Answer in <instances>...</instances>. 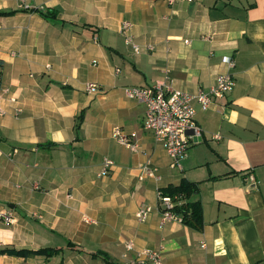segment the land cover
Returning <instances> with one entry per match:
<instances>
[{
  "label": "crops",
  "instance_id": "0c3cea01",
  "mask_svg": "<svg viewBox=\"0 0 264 264\" xmlns=\"http://www.w3.org/2000/svg\"><path fill=\"white\" fill-rule=\"evenodd\" d=\"M11 10L0 14V87L16 97L0 93V248L59 251L0 254V264H151L137 253L160 246L164 264H264V0H0ZM124 21L153 49L135 52ZM225 70L233 89L196 105L201 135L170 168L124 88L208 91ZM116 126L136 133L138 152ZM105 157L113 165L99 175ZM148 159L160 180L139 179ZM183 179L195 191L179 200L200 202L202 226H160L157 190ZM141 204L151 207L143 222Z\"/></svg>",
  "mask_w": 264,
  "mask_h": 264
},
{
  "label": "built area",
  "instance_id": "2783aa9c",
  "mask_svg": "<svg viewBox=\"0 0 264 264\" xmlns=\"http://www.w3.org/2000/svg\"><path fill=\"white\" fill-rule=\"evenodd\" d=\"M173 0H169L171 3ZM190 1V0H189ZM131 23L124 21L121 25L120 32L125 38V42L131 43L135 52H140L143 48L151 50L152 44H146L143 48L132 40L130 32ZM189 43L188 39L184 40ZM221 62L227 69H232L235 65L234 59L228 56H222ZM118 71V70H117ZM235 85L233 75L228 71H221L215 77V82L208 91L199 90L196 93H189L187 91L172 87L164 82H157L149 86H131L125 87L124 93L130 98L141 103L144 106L145 117L143 127L152 133L153 138L160 142L168 157L169 167L172 169L181 170L182 160L187 155L190 139L201 135V129L196 124L195 114L196 105L201 110L209 109L210 105L225 97ZM87 93L100 92L99 86L94 82H87L85 84ZM0 93L7 95L10 101L15 102L16 97L10 91L9 87L1 86ZM19 110V109H17ZM3 110L0 109V114ZM112 136L123 146L127 147L133 152H138L139 145L137 142L136 133H125L120 127L116 126L112 129ZM219 138V135H215ZM113 165L109 158L103 159V165L99 175H106ZM141 174L139 179L154 178L161 179V174L158 168L151 164L148 159L140 165ZM252 182L254 178L251 176ZM157 199L161 206V216L159 225L162 226L170 221L183 222V217L180 213L175 212V208L181 202L178 196H170L163 194L160 189L157 190ZM151 212V207L146 204H141L135 217L138 221H145ZM133 247L132 241L126 243V248ZM161 248L159 249H144L137 253V260L148 259L151 264H164L161 255Z\"/></svg>",
  "mask_w": 264,
  "mask_h": 264
},
{
  "label": "trees",
  "instance_id": "16d2710c",
  "mask_svg": "<svg viewBox=\"0 0 264 264\" xmlns=\"http://www.w3.org/2000/svg\"><path fill=\"white\" fill-rule=\"evenodd\" d=\"M15 10L0 11V14H12ZM44 17L49 16V11H39ZM163 194L174 196H188L191 192L195 191V185L187 180H182L177 186H168L161 189ZM175 212L180 213L183 217V222L195 228H201L202 226V209L199 201L194 202H181L176 206ZM59 251L54 247H40L36 250L29 249H14L10 247L0 248V254H8L14 256H31V255H46L51 256ZM93 255L102 254L101 252H94ZM105 257V256H103ZM109 261V260H108Z\"/></svg>",
  "mask_w": 264,
  "mask_h": 264
}]
</instances>
